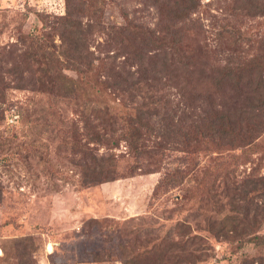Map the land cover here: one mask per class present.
<instances>
[{
    "label": "rangeland",
    "instance_id": "1",
    "mask_svg": "<svg viewBox=\"0 0 264 264\" xmlns=\"http://www.w3.org/2000/svg\"><path fill=\"white\" fill-rule=\"evenodd\" d=\"M199 1L187 22L176 21V27H186L184 49L193 67L214 75L205 79L195 105L203 115L215 111V116L228 117L214 138L216 144L209 140L199 151L192 111L168 77L156 79L158 85L146 86L136 98L130 90L112 86L109 55L116 51L110 50L105 33L90 35V50L101 57L86 80L63 69L80 80L77 98L53 89L61 67L55 63L49 70L51 64L41 56L51 50L48 56L59 55L63 61L59 36L55 45L40 49L41 55L23 56L22 81L15 79L13 64L0 70V264H123L121 243L151 247L169 231L178 240L181 235L173 227L181 219L222 254L224 247L211 236L207 219L235 195L220 191L242 189L264 178V91L250 90L234 100L237 89L231 82L214 88L207 84L236 54L228 38L219 41L224 23L237 20L251 40H263L264 0ZM257 4L262 7L257 9ZM245 5L250 10L243 12ZM121 9L152 28L160 20L158 9L147 0H115L105 8L104 23H124ZM66 11V0H0V56L21 60L42 29L37 14L63 16ZM165 19H170L168 14ZM247 43L241 41V47L248 48ZM118 59L121 66L125 53ZM126 66L139 76L144 72L138 64ZM153 99L163 102L146 108ZM136 145L146 152L142 167L129 176L125 171ZM91 151L95 157H114L120 166L116 178L82 187L86 169L81 171L78 161ZM149 168L157 170L149 173ZM168 177L175 186L156 192V185ZM213 191L220 202L206 197Z\"/></svg>",
    "mask_w": 264,
    "mask_h": 264
},
{
    "label": "trees",
    "instance_id": "2",
    "mask_svg": "<svg viewBox=\"0 0 264 264\" xmlns=\"http://www.w3.org/2000/svg\"><path fill=\"white\" fill-rule=\"evenodd\" d=\"M147 1L159 11L160 20L156 28L145 23L135 22L125 12V9H121L124 23L105 24L103 19L105 8L111 2L114 3L115 0H66L67 11L63 16H44V13L40 14L41 12H39L37 15L43 25L38 37L32 40L28 51L21 55V60L17 56L9 59L0 56V70L5 69L6 65L11 63L14 66L12 72L16 76L15 79L22 81L24 76L20 69L25 60V55L29 53L34 57L41 55L40 49L45 50L43 47L55 45V39L59 36L61 39L59 50L63 54V61L60 60L59 55L48 56L52 54L53 51L51 50L42 53L41 56L46 58L48 64H51H49V70H53L55 66L52 64L55 63H57L56 66L61 67L62 74L53 79V89L68 97L77 98L80 94L78 77L81 76V80H86L87 72L94 68L96 59L100 60L101 57V55L96 56V52L90 50L92 42L90 35L92 36L96 32L105 33L108 35L106 43L110 50L115 48L116 51L114 55H109L110 61L113 63L111 64L112 68H110L114 72L112 86L121 87L122 90L128 89L136 98L145 93L146 86L158 85L156 79H162L163 76L168 77L172 81V86L181 93L186 109L192 111L190 116L197 127V151L201 150L209 140L216 144L217 141L214 138L221 135L223 123L227 121L228 117L224 115L215 116V111L212 112L214 115L209 113L203 115L198 111V105H195L196 99L203 94L201 91L207 83L205 79H211L214 75L205 76L199 73L200 70L193 67L194 60L192 57L186 56L184 49L183 39L186 27H176V21L181 19L185 23L191 18V14L198 10L200 1ZM252 5L256 4L250 6ZM257 5V9L262 7L260 4ZM246 8L250 10V7L245 5L242 9L243 12H246ZM260 12L264 13V6ZM165 14H168L170 19L166 20ZM84 17H87L88 21L85 22ZM166 21L171 22L172 27L171 24L168 26ZM237 23V20H229L219 30V41L221 42L222 38H228L226 43L231 44L236 54L227 58L226 63H223L221 69L215 74L212 83L207 84V86L211 84L210 88H214L215 85L221 83L225 85L231 82L237 89L236 94L232 97L234 100L250 90L252 92H254L253 90L264 91V38L262 41L251 40L248 37L250 32H243ZM243 40L248 42L246 49L241 47L240 43ZM102 45L104 44L102 43ZM97 47L98 50L103 51L100 42ZM124 53L125 59L120 62L122 63L120 66L118 58ZM107 60L109 61V59ZM127 62L131 66L140 65L144 68V72L139 76L137 72L127 69ZM17 63L19 64L17 65ZM147 64L150 67H145ZM63 69L74 70L78 77L69 76ZM175 71L176 73H174ZM129 80L132 84L129 83ZM144 80L147 82L142 84L141 82ZM121 84H127L126 86L129 88L122 87ZM161 102L163 99H153L151 102H146L145 105L146 108L153 109L157 108ZM123 104L133 106L129 103ZM134 106L139 108L137 103ZM162 110L158 111V115ZM145 152L141 146L136 145L135 156L125 171L129 176L135 175L142 167ZM192 154L197 155V153ZM94 155V152L91 151L84 159L78 161L80 170L86 169L80 182L82 187L95 186L116 178L120 161L114 157H95ZM88 157H95L96 159L90 162ZM147 170L152 173L157 169L149 168ZM173 186L175 184H173L172 178L168 177L156 185V192L162 188L169 189ZM220 192L224 196H229L230 192L235 194L230 197L227 206L219 208L207 219L209 220L208 228L211 236L224 247L222 254L218 255L214 252L212 243L203 238L199 232H193L189 223L185 219H181L173 227L181 235L178 240H175L172 237V231H169L161 239L156 238L158 242L151 247H146L148 243H140L139 245L136 243L134 246L125 242L121 243L120 259L122 263L264 264V178L251 181L248 186H244L242 189L233 188ZM237 194L241 198L240 202ZM206 197L220 202L217 191L208 193ZM179 214H181L180 211ZM183 217L186 218L185 215Z\"/></svg>",
    "mask_w": 264,
    "mask_h": 264
}]
</instances>
